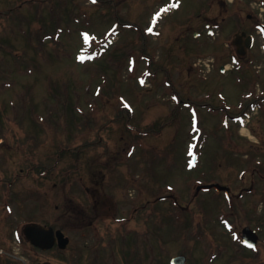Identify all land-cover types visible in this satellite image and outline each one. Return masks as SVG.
I'll return each instance as SVG.
<instances>
[{
  "label": "rangeland",
  "instance_id": "obj_1",
  "mask_svg": "<svg viewBox=\"0 0 264 264\" xmlns=\"http://www.w3.org/2000/svg\"><path fill=\"white\" fill-rule=\"evenodd\" d=\"M167 1L0 0V264H203L209 239L264 264V0ZM31 222L66 249L17 240ZM245 225L260 255L231 249Z\"/></svg>",
  "mask_w": 264,
  "mask_h": 264
},
{
  "label": "water",
  "instance_id": "obj_2",
  "mask_svg": "<svg viewBox=\"0 0 264 264\" xmlns=\"http://www.w3.org/2000/svg\"><path fill=\"white\" fill-rule=\"evenodd\" d=\"M244 33H237L235 35L234 43L236 45H240L242 42H245L246 46L248 47L250 44V37L245 38L242 40ZM244 50L240 49L239 54H243ZM210 187H215L217 190H225L228 191L227 187L221 186L217 183L211 185H203L199 186L198 189L203 188L207 189ZM23 232L26 235L27 239L32 243L34 246L39 247L41 249H48L52 247L57 240V244L59 248H65L69 239L64 237L63 233L60 230L54 231L52 227H46L38 223H29L23 227ZM242 238L245 244L252 245L256 242V235L255 231L251 230L249 227H244L242 229ZM186 258L183 255L176 256L171 260L172 264H185ZM38 264H50L48 261Z\"/></svg>",
  "mask_w": 264,
  "mask_h": 264
},
{
  "label": "trees",
  "instance_id": "obj_3",
  "mask_svg": "<svg viewBox=\"0 0 264 264\" xmlns=\"http://www.w3.org/2000/svg\"><path fill=\"white\" fill-rule=\"evenodd\" d=\"M74 109H75V108H74ZM76 112H77V111H76ZM139 219H140V218H139ZM136 232H137V231H136ZM137 233H138V232H137ZM188 233H190L189 230H188ZM190 234H191V233H190ZM131 235H132V234H131ZM135 235H136V233H135ZM138 235L140 236L141 234H138ZM202 235H203L202 230H201V229H197L195 235L191 234L190 236H192V237L194 238V241L196 240V242L199 243V242H201L200 239H199V236H202ZM133 236H134V235H133ZM129 237H130V236L126 237V235L121 234L119 240H120L121 243H122V242H126V241L128 240ZM187 237H188V236H187ZM149 254H150V253H149ZM150 255H151V254H150ZM155 260H156V258L154 259V262H155ZM157 264H166V263H163V262H161V260H158Z\"/></svg>",
  "mask_w": 264,
  "mask_h": 264
}]
</instances>
